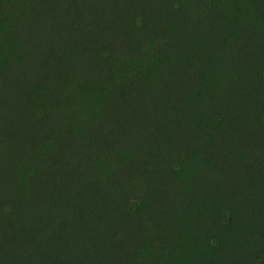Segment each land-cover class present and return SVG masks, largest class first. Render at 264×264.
<instances>
[{"label":"trees","instance_id":"1","mask_svg":"<svg viewBox=\"0 0 264 264\" xmlns=\"http://www.w3.org/2000/svg\"><path fill=\"white\" fill-rule=\"evenodd\" d=\"M0 264H264V0H0Z\"/></svg>","mask_w":264,"mask_h":264}]
</instances>
